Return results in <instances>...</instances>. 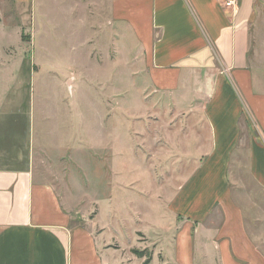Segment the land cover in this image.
<instances>
[{
	"label": "crops",
	"instance_id": "1",
	"mask_svg": "<svg viewBox=\"0 0 264 264\" xmlns=\"http://www.w3.org/2000/svg\"><path fill=\"white\" fill-rule=\"evenodd\" d=\"M103 1H110L108 23L118 33L124 25L135 44L142 92L200 113L203 133L188 127L192 135L179 142L194 166L169 196L153 194L149 228H134L133 241L123 243L116 236L123 215L74 216L54 179L55 161L48 169L41 163L60 152L45 139L32 143L30 111L23 129L13 111L3 112L0 264H143L132 252L136 233L156 241L165 264H196V253L215 264H264L257 238L264 235V0L229 7L222 0Z\"/></svg>",
	"mask_w": 264,
	"mask_h": 264
},
{
	"label": "rangeland",
	"instance_id": "2",
	"mask_svg": "<svg viewBox=\"0 0 264 264\" xmlns=\"http://www.w3.org/2000/svg\"><path fill=\"white\" fill-rule=\"evenodd\" d=\"M108 4L0 0V116L13 111L23 129L30 111L32 143L45 139L60 152L40 162L48 169L55 161L54 179L74 216L111 221L123 215L116 236L129 243L134 228H149L153 194L156 201L169 196L194 166L179 152L186 144L179 145L181 137L195 125L199 134L204 128L200 113L177 111L163 93L153 99L144 93L135 44L124 25L118 33L108 23ZM135 237L142 261L165 264L154 254L153 238ZM257 238L264 245V235ZM196 261L215 264L202 253Z\"/></svg>",
	"mask_w": 264,
	"mask_h": 264
},
{
	"label": "trees",
	"instance_id": "3",
	"mask_svg": "<svg viewBox=\"0 0 264 264\" xmlns=\"http://www.w3.org/2000/svg\"><path fill=\"white\" fill-rule=\"evenodd\" d=\"M132 252L138 256V257H143L145 256V251L144 250H138V249H132ZM150 257H148L147 259L144 260L143 264H148Z\"/></svg>",
	"mask_w": 264,
	"mask_h": 264
},
{
	"label": "built area",
	"instance_id": "4",
	"mask_svg": "<svg viewBox=\"0 0 264 264\" xmlns=\"http://www.w3.org/2000/svg\"><path fill=\"white\" fill-rule=\"evenodd\" d=\"M224 5L229 7V6H233L234 5V0H222Z\"/></svg>",
	"mask_w": 264,
	"mask_h": 264
}]
</instances>
